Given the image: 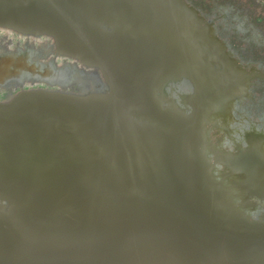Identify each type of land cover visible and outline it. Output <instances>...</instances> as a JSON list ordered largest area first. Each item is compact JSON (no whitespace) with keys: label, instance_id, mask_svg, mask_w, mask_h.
I'll return each instance as SVG.
<instances>
[{"label":"water","instance_id":"water-1","mask_svg":"<svg viewBox=\"0 0 264 264\" xmlns=\"http://www.w3.org/2000/svg\"><path fill=\"white\" fill-rule=\"evenodd\" d=\"M41 45L65 77L0 82V264H264V182L214 112L257 121L256 73L212 19L0 0V54Z\"/></svg>","mask_w":264,"mask_h":264},{"label":"flooded vegetation","instance_id":"flooded-vegetation-1","mask_svg":"<svg viewBox=\"0 0 264 264\" xmlns=\"http://www.w3.org/2000/svg\"><path fill=\"white\" fill-rule=\"evenodd\" d=\"M189 1L215 22L218 34L231 42L240 59L256 73L253 77L254 90L256 89L255 100L258 103L256 114L262 119L264 114V0ZM39 48L27 46L15 51L2 52L0 82L38 78L56 79L51 73L43 75V68H37L36 62H40L39 65L48 64L47 69L50 66L49 62L41 60L43 53L35 54L37 57L33 56L31 50L39 51ZM60 76L65 77L62 73Z\"/></svg>","mask_w":264,"mask_h":264},{"label":"rangeland","instance_id":"rangeland-1","mask_svg":"<svg viewBox=\"0 0 264 264\" xmlns=\"http://www.w3.org/2000/svg\"><path fill=\"white\" fill-rule=\"evenodd\" d=\"M38 50L39 51L31 50L34 57H37L36 55H42V53L46 54L48 51V50L46 51L42 49L41 47ZM36 63H38V67H37L38 69L43 68V71H44L43 75H45V73L46 74L51 73L55 76V78H58V77H61L60 73L62 74L65 73V72L55 70L51 64L48 67L49 69L48 70L47 69L48 64L39 65L40 62H36ZM219 105H220L219 108L216 107V105L214 106V112L221 116L225 115V118L230 120V126L226 127L228 132L233 133L235 129H243V136L240 142V145H241L240 152L236 158V161L245 162V160L249 157L264 161V114L262 116L263 117L262 119L258 118L257 121L256 120L253 121L252 119L250 120L246 112H239L236 114L234 109L228 108V106H226L225 103H219ZM200 119L202 120L200 129L203 135V139L205 140V114H201ZM244 140H247V141H244ZM247 165H250L248 166L249 173L260 172L259 171L260 169H256L253 163L247 164ZM260 178H261V181L264 182V178H262L261 176Z\"/></svg>","mask_w":264,"mask_h":264},{"label":"bare ground","instance_id":"bare-ground-1","mask_svg":"<svg viewBox=\"0 0 264 264\" xmlns=\"http://www.w3.org/2000/svg\"><path fill=\"white\" fill-rule=\"evenodd\" d=\"M42 49H44V50H46L47 51V47H45L44 45H41L40 46ZM216 107H220V105L219 104H216ZM201 124H202V120L200 119V117H199V122H198V130H199V139H200V141H204V139H203V135H202V133H201V129H200V127H201ZM244 141H247V140H244ZM237 162H239V161H237ZM240 164H243V166L248 170L249 169V167L248 166H250V165H247V164H251V163H253L254 164V166L256 167V169H260L259 171L260 172H258L257 174H259V176H261L262 178H264V161H262V160H260V159H254V158H252V157H249V158H247L246 160H245V162H239Z\"/></svg>","mask_w":264,"mask_h":264}]
</instances>
